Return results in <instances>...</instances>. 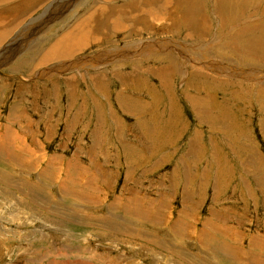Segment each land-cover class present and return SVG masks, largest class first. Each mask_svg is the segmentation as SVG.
I'll return each instance as SVG.
<instances>
[{"label":"rangeland","instance_id":"374dc122","mask_svg":"<svg viewBox=\"0 0 264 264\" xmlns=\"http://www.w3.org/2000/svg\"><path fill=\"white\" fill-rule=\"evenodd\" d=\"M168 1L162 19L129 12L144 0L8 9L0 264H264V0ZM97 6L118 14L97 42L47 49Z\"/></svg>","mask_w":264,"mask_h":264},{"label":"bare ground","instance_id":"6f19581e","mask_svg":"<svg viewBox=\"0 0 264 264\" xmlns=\"http://www.w3.org/2000/svg\"><path fill=\"white\" fill-rule=\"evenodd\" d=\"M47 0H39V3L40 2H46ZM62 1H65V0H62ZM77 1V0H76ZM75 1V2H76ZM114 1V0H113ZM147 1H150V0H147ZM152 2H151V5H150V8H148V10L150 11V12H148V13H146L145 12V8H143L142 10H140V11H138V9H135V11L136 12H138V13H140L139 14V16H141V17H145V16H150L151 18H157V19H162L163 17H161V15L159 14V10H160V8H161V6H162V3L164 4V6H166V5H169V1H163L162 2V0H160L161 2H159V3H157L156 5H155V3H156V0H151ZM69 4L67 5L68 6V8H71L72 7V5L75 3H73V1L72 0H69ZM72 2V3H71ZM20 3V2H19ZM31 3H32V1H31ZM64 3V2H63ZM62 2H61V6L62 7H64V8H66V4H63ZM66 3V2H65ZM34 4H36V2L34 3ZM34 4L32 5V4H30L29 3V0H25V2H23V3H20V6L21 5H23L24 6V8L25 9H27V8H32V10H34ZM37 4H38V1H37ZM36 4V5H37ZM17 5V4H16ZM41 5V4H40ZM154 5V6H153ZM15 6V5H14ZM15 7H17V6H15ZM153 7H154V9H153ZM14 8V7H13ZM15 9V8H14ZM23 9V8H22ZM24 9V10H25ZM36 9H37V7H36ZM75 9V8H74ZM19 10H21V8H19ZM19 10H17L18 12H19ZM31 10V9H30ZM72 10V9H71ZM75 10H77V9H75ZM115 9H111L110 11V13H106L105 12V9H103V7L102 6H97V7H95V8H93L92 10H91V12H90V15L88 14V15H86V17H84V19L80 22V24H78V26H76L74 29H71V30H66V31H64V33L63 34H61L54 42H52L51 44H50V46H49V48H47V49H65V52L66 53H69V54H71L72 53V50L75 52V51H77V50H79V49H84L85 47L84 46H88L91 42H97L98 40H99V38L97 37V36H99L98 34L96 35V33H97V31L101 28V26L104 24V23H102V19L103 18H105V17H109L110 15H113V14H115V16H117L116 15V13H114V12H112V11H114ZM153 10H155V12L153 11ZM16 11V12H17ZM30 12V11H29ZM33 12V11H32ZM13 13V12H12ZM20 13V12H19ZM146 13V14H145ZM22 14V13H21ZM21 14L17 17L16 15V17L17 18H19V19H21L20 21H17V19H15L14 17H12V18H10L11 19V21L12 20H16L15 22L14 21H12V27L9 29H7V32H6V34L4 33V32H2L4 29H5V24H2V23H4L5 22V19L8 17L7 15H6V17H4L3 15L1 16L0 15V43H1V41L2 40H4V39H2V37H6L7 35H8V32L10 31V33L12 32V30L14 29V28H16L20 23H21V21L24 19V14H23V16H21ZM30 14V13H29ZM72 15V14H71ZM9 16H11V15H9ZM27 16V15H26ZM114 16V17H115ZM119 16H121V15H119ZM123 16V15H122ZM14 18V19H13ZM23 18V19H22ZM111 18V17H110ZM119 17H117V19H118ZM133 18H134V16H133ZM108 19V18H107ZM115 19H116V17H115ZM10 22V21H9ZM8 22V23H9ZM105 22H106V20H105ZM163 22V21H162ZM83 23V24H82ZM110 23H112V25H113V27L114 28H118V25H119V22H116V21H113V22H110ZM110 23H108V24H110ZM4 25V26H3ZM123 26V25H122ZM112 27V26H111ZM6 30V29H5ZM9 30V31H8ZM116 31V30H115ZM9 33V34H10ZM260 33V32H259ZM93 37V38H92ZM2 39V40H1ZM23 47V46H22ZM141 48V47H140ZM142 49V48H141ZM100 58H102V57H100ZM45 170V169H44ZM48 171V170H47ZM44 173H46V172H43V174ZM47 174V173H46ZM49 175V174H48ZM43 176H45V175H43ZM49 178V177H48ZM72 178H74V177H72ZM73 181V180H72ZM74 182V185H75V181H73ZM72 182V183H73ZM91 183V182H90ZM77 186V185H76ZM71 187H73V186H71ZM72 190H74L73 188H72ZM72 190H71V192H72ZM82 191H84V190H82ZM86 192V191H85ZM69 193V192H68ZM68 193H66V198H67V200H74V198H71L69 195H68ZM74 193L76 194V192L74 191ZM64 194H65V192H64ZM72 195H73V192L71 193ZM78 194V193H77ZM80 195H82L81 196V198L79 197L78 199L81 201V199L82 200H85L86 199V197H87V195L86 194H84V192L83 193H81ZM71 198V199H70ZM84 198V199H83ZM92 198V197H91ZM88 200H89V197L87 198ZM92 200V199H91ZM70 202H72V201H70ZM86 202V201H85ZM93 202V201H92ZM87 203H88V201H87ZM113 221V220H112ZM107 223V222H106ZM107 226V225H106ZM108 227V226H107ZM114 229V231L116 230V228L115 227H113ZM132 238L134 237L133 235L131 236ZM226 250V249H225ZM227 251V250H226ZM228 254V253H227ZM225 256V255H224ZM242 259V258H241ZM230 260V259H229ZM258 261V260H257ZM52 264V263H51ZM54 264V263H53Z\"/></svg>","mask_w":264,"mask_h":264},{"label":"crops","instance_id":"0c3cea01","mask_svg":"<svg viewBox=\"0 0 264 264\" xmlns=\"http://www.w3.org/2000/svg\"><path fill=\"white\" fill-rule=\"evenodd\" d=\"M21 2V3H23V2H25V0H0V15L2 16H4V17H6V15L8 16L6 19H5V22L4 23H2V24H5V26H6V28H11L12 27V21H11V19L9 18V17H12V15L14 14V13H11V14H9L8 13V9H14L13 8V5L15 4V3H17V2ZM145 1V3L146 4H149V5H151V3L149 2V1H147V0H144ZM164 0H162V2H163ZM165 1H168V0H165ZM226 1H228V3H230V0H226ZM14 2V3H13ZM224 2V0H219L218 1V5L219 4H222V3ZM245 2V1H244ZM243 2V3H244ZM24 8V6L23 5H21V7L20 8ZM161 8H162V6H161ZM28 10V9H27ZM26 9H25V11H27ZM132 10V11H131ZM131 10H129V12L131 13V14H133V11L135 10V9H131ZM14 12L15 11H17L16 9H14L13 10ZM9 15H11V16H9ZM160 15H161V17H163V12H162V10L160 9ZM131 16V15H130ZM132 17V16H131ZM10 21V22H9ZM9 22V23H8ZM4 26V25H3ZM13 31V30H12ZM246 31V30H245ZM64 32H62L61 34H63ZM61 34H59L58 35V37L61 35ZM9 35V34H8ZM8 35L6 36V37H2V39H6L7 37H8ZM244 35V34H243ZM263 37H264V34L262 35ZM1 39V40H2ZM56 40V39H55ZM54 40V41H55ZM1 44L2 43H0V47H1ZM255 44H256V42H255ZM260 44L262 45L263 44V42H260Z\"/></svg>","mask_w":264,"mask_h":264}]
</instances>
